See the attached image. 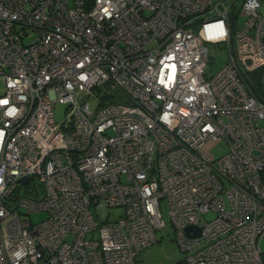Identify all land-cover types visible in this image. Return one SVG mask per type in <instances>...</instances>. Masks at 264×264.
<instances>
[{"label":"built area","instance_id":"obj_1","mask_svg":"<svg viewBox=\"0 0 264 264\" xmlns=\"http://www.w3.org/2000/svg\"><path fill=\"white\" fill-rule=\"evenodd\" d=\"M262 65L264 0H0V264H136L162 200L186 264H264Z\"/></svg>","mask_w":264,"mask_h":264},{"label":"rangeland","instance_id":"obj_2","mask_svg":"<svg viewBox=\"0 0 264 264\" xmlns=\"http://www.w3.org/2000/svg\"><path fill=\"white\" fill-rule=\"evenodd\" d=\"M245 20V17L240 16L237 20V27H241L243 22ZM209 49V57L210 61L207 65V70H211L214 68H218L223 62L224 59H226L227 56V46L224 43H210L208 44ZM257 72H251L249 73V77L252 80V82L255 83V75ZM260 90H264V84L260 86ZM1 89V87H0ZM54 113H55V119L56 121H60L65 116V109L64 105L61 104H54L53 106ZM226 151V146L224 142L219 143L217 146H215L212 149L213 154L218 157L220 154H223ZM38 181L36 178H33L32 184L37 185ZM29 185L28 187H30ZM24 186H21L19 193H24L25 191ZM37 188L39 186L37 185ZM160 208L162 215L166 221V225L164 227L158 228L156 230V242L153 243L148 248L144 249L137 257L136 264H175L179 260L183 258V252L178 248L175 237L173 234L172 227L169 222V216L167 213V206L165 200H162L160 203ZM114 210V211H113ZM111 212L110 218H113L115 215V209H109ZM103 213H106L104 210ZM46 216V213L44 211L41 212H33L30 215H28L29 218L33 221H39L43 219ZM213 212H207L204 215V218L206 220H210L214 217ZM99 219V217H97ZM97 235V234H95ZM90 236V233L87 235V237ZM261 246L264 247V240L261 241Z\"/></svg>","mask_w":264,"mask_h":264},{"label":"trees","instance_id":"obj_3","mask_svg":"<svg viewBox=\"0 0 264 264\" xmlns=\"http://www.w3.org/2000/svg\"><path fill=\"white\" fill-rule=\"evenodd\" d=\"M256 75H255V83L252 82V80L250 79V82L253 84V85H256L259 89L261 88L260 86L262 84H264V65L258 67L256 70H254L253 72H257ZM175 264H186L184 262L183 259L179 260L178 262H176Z\"/></svg>","mask_w":264,"mask_h":264},{"label":"water","instance_id":"obj_4","mask_svg":"<svg viewBox=\"0 0 264 264\" xmlns=\"http://www.w3.org/2000/svg\"><path fill=\"white\" fill-rule=\"evenodd\" d=\"M20 181H21L22 183H26V182L28 181V178H27V177H22V178L20 179ZM192 228H193L192 225H188V226L185 228V232H186L187 234H189V231H190ZM198 234H199V228H197L196 231L194 232V234H191L190 236L194 237V236H197Z\"/></svg>","mask_w":264,"mask_h":264}]
</instances>
